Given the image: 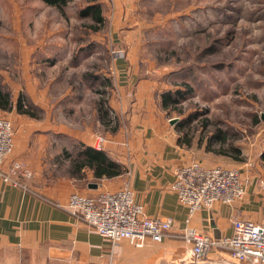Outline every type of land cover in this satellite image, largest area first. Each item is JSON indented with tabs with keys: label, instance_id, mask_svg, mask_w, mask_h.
<instances>
[{
	"label": "rangeland",
	"instance_id": "374dc122",
	"mask_svg": "<svg viewBox=\"0 0 264 264\" xmlns=\"http://www.w3.org/2000/svg\"><path fill=\"white\" fill-rule=\"evenodd\" d=\"M89 1L71 0L60 13L42 0H0V87L13 103L23 96L38 117L19 115L13 108L0 112L13 129L46 116L34 103L37 94L44 95L51 110L69 91L91 94L78 110L67 109L70 101L52 109L46 116L51 127L62 123L79 130L94 128L95 109L102 100L111 118L109 131L125 120L131 99L118 97L112 60L115 55L124 57L125 50L115 49L105 29L95 33L91 20L80 16ZM137 4L142 13L135 19L141 29L130 34V40L137 39L139 46L131 53L141 60L140 70L145 67L155 76L153 81H160L159 106L162 94L179 92L178 104L160 106L164 121L176 119L175 139L191 138L193 160L237 168L263 183L264 0H140ZM125 36L121 34L122 42L127 41ZM35 46L39 47L35 54L21 53L23 47ZM148 76L143 70L142 78ZM28 128L37 141L38 129ZM218 131L228 143L221 149H231L234 158L205 153L208 138ZM48 143L51 155L59 154L62 145L72 151L73 143L66 136L52 134ZM211 147L217 149L219 144Z\"/></svg>",
	"mask_w": 264,
	"mask_h": 264
},
{
	"label": "crops",
	"instance_id": "0c3cea01",
	"mask_svg": "<svg viewBox=\"0 0 264 264\" xmlns=\"http://www.w3.org/2000/svg\"><path fill=\"white\" fill-rule=\"evenodd\" d=\"M97 2L103 18L99 29L106 30L109 43L115 49L125 50L124 57H112L113 77L118 97L131 99L129 110L125 120H120L113 131L108 130L111 118L108 122L103 100L98 101L95 109L94 128L86 126L79 130L62 123L51 127L46 116L52 114V109L57 110L63 101H70L66 107L73 111L82 106L85 96L91 93L89 90L82 93L69 91L51 110L44 103V95L37 94L34 103L46 116L37 123L27 120L14 129V148L4 167L6 169L10 162H24L33 178L20 179L25 188L4 184L0 179V264H192L189 245L181 240L167 239L155 244L148 241L138 248L122 240L112 246L90 226L71 216L66 208L72 193L95 197L104 190H116L128 182L134 202L144 206L145 214L151 218L171 219L175 233L184 229L187 214V210L178 205L169 185L174 180V170L193 160L192 145L178 144L172 125L168 120L164 121V111L156 101L160 81H153L155 76H150L151 71L145 67L143 70L149 76L143 79V70L139 67L141 60L135 57L137 53H131L139 46L137 39L130 40V34L141 29L135 19L142 13L137 7L140 0ZM90 4L92 1L87 5ZM19 16L21 21L22 15ZM122 33L126 34V42L121 41ZM38 48L23 47L21 53L30 56ZM59 115L61 118L62 114ZM27 125L38 129L40 138L37 141H40L33 140V131L26 129ZM52 134L66 136L73 143L72 151L69 146L62 145L59 154L51 155L52 144H47V136ZM97 134L106 140L101 151L126 168L120 177L95 179L91 169L75 168L71 164L73 159L62 156L64 151L74 154L80 144L94 148ZM203 163L222 166L212 160ZM242 176L249 179L242 202L233 207L217 204L210 211L202 209L191 217L190 227L219 239L231 234V219L235 215L260 222L264 217V190L259 187L262 181L254 176L250 178L244 172Z\"/></svg>",
	"mask_w": 264,
	"mask_h": 264
},
{
	"label": "built area",
	"instance_id": "2783aa9c",
	"mask_svg": "<svg viewBox=\"0 0 264 264\" xmlns=\"http://www.w3.org/2000/svg\"><path fill=\"white\" fill-rule=\"evenodd\" d=\"M13 136L9 120L0 118V179L4 184L25 188L20 179L29 180L33 176L24 162H10L4 169L14 148ZM103 138L95 139V150H102ZM173 173L169 189L175 194L178 205L187 210L185 227L180 233L173 231L171 219L148 217L144 206L134 202L128 182L95 197L72 193L66 208L71 216L90 226L112 246L122 240L138 248L148 241L155 244L178 239L189 245L192 264H264V217L255 222L235 215L231 219V234L219 239L190 227L191 217L202 209L210 211L217 204L233 207L244 200L248 181L243 179L240 169L208 166L203 161L192 160ZM259 187L264 190L263 183Z\"/></svg>",
	"mask_w": 264,
	"mask_h": 264
},
{
	"label": "trees",
	"instance_id": "16d2710c",
	"mask_svg": "<svg viewBox=\"0 0 264 264\" xmlns=\"http://www.w3.org/2000/svg\"><path fill=\"white\" fill-rule=\"evenodd\" d=\"M42 1L49 7L54 6L59 10L60 13H62V8L65 7L71 0ZM97 1L98 0H92V4L87 5L83 8V10L80 11V16L82 18L86 17L91 20V29H93L94 31L100 30V25L103 24V18L100 12V3H98ZM178 94V91H174L173 93L167 91V93L162 94L160 97V106L164 109H167V107L170 106H175L179 103V98L177 97ZM102 106L103 104H100L101 109H103ZM12 108L19 115H26L32 119L38 118L30 112L33 107L32 105L27 106L26 99L23 96H20L16 103H13L8 91L0 87V112L11 111ZM105 110L107 115L106 119H108V122H110L107 108ZM208 140V146L206 149L208 152H211L216 156L219 155L229 158H234L236 156L231 149H221L222 147H224V145L228 144L225 135H223L221 132L218 131L216 134L210 136ZM177 142L180 146L185 145L187 147H190L192 145L191 138L184 140L177 138ZM214 144H219V147L217 149H213L211 146ZM238 153L239 151H237V154ZM62 156L73 159L71 161V164L75 168L88 167L89 169H91L95 179L116 178L120 177V175L126 172V168H124L122 165L117 164L115 161L109 158V156L104 151H97L90 146H84L80 144L74 154L69 155L66 151H64Z\"/></svg>",
	"mask_w": 264,
	"mask_h": 264
},
{
	"label": "water",
	"instance_id": "95a60500",
	"mask_svg": "<svg viewBox=\"0 0 264 264\" xmlns=\"http://www.w3.org/2000/svg\"><path fill=\"white\" fill-rule=\"evenodd\" d=\"M175 121H176V119H170V120H169V124H171V125H172V124H174V123H175Z\"/></svg>",
	"mask_w": 264,
	"mask_h": 264
}]
</instances>
